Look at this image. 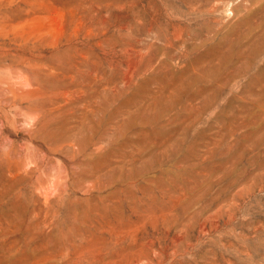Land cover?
<instances>
[{
    "label": "rangeland",
    "instance_id": "1",
    "mask_svg": "<svg viewBox=\"0 0 264 264\" xmlns=\"http://www.w3.org/2000/svg\"><path fill=\"white\" fill-rule=\"evenodd\" d=\"M0 264H264V0H0Z\"/></svg>",
    "mask_w": 264,
    "mask_h": 264
},
{
    "label": "bare ground",
    "instance_id": "2",
    "mask_svg": "<svg viewBox=\"0 0 264 264\" xmlns=\"http://www.w3.org/2000/svg\"><path fill=\"white\" fill-rule=\"evenodd\" d=\"M164 125V124H163ZM120 130V129H119ZM162 135V134H161ZM138 140V139H137ZM127 144V143H126ZM90 246H93L92 244L90 245ZM94 247V246H93ZM92 247V248H93ZM87 249V248H86ZM88 249H91V247L90 248H88ZM87 251V250H86ZM93 251H95V250H93ZM89 252V251H88ZM90 253V252H89Z\"/></svg>",
    "mask_w": 264,
    "mask_h": 264
}]
</instances>
